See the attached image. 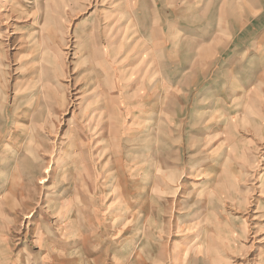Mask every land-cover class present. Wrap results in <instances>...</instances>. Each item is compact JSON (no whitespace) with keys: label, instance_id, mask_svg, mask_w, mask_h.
<instances>
[{"label":"rangeland","instance_id":"374dc122","mask_svg":"<svg viewBox=\"0 0 264 264\" xmlns=\"http://www.w3.org/2000/svg\"><path fill=\"white\" fill-rule=\"evenodd\" d=\"M176 1L0 0V264H264V0Z\"/></svg>","mask_w":264,"mask_h":264},{"label":"crops","instance_id":"0c3cea01","mask_svg":"<svg viewBox=\"0 0 264 264\" xmlns=\"http://www.w3.org/2000/svg\"><path fill=\"white\" fill-rule=\"evenodd\" d=\"M165 1H167V0H165ZM209 1H211V2H209ZM227 1H233V0H177L176 2H174L173 4L174 5L178 4L179 8L178 7L172 8L171 12L174 15L178 14L179 17H180V15L186 16L187 18H189V20L194 21L195 24H197V26L194 27L193 25H195V24H193L192 22H189L190 24L183 25V26L187 27L185 29L182 27L181 22H179L178 20L172 19L171 20V25H172L171 28L173 27L177 33V34H174L173 36L178 37V40H176V41L170 40V44L172 45L174 43V47L172 48L171 51L167 50V52H164L165 54L163 55V60L166 63H169V65H175L176 64V65H180V67H181V65H185L186 63L180 64L179 57L181 55H185V54H183L184 51H182L180 47L183 46V43H187V45L189 46V48L187 50H189V53H192V56L190 57L189 60H192L193 64H194L195 59L197 57L195 50L197 48L199 49V47L202 45H204V46L207 45L210 42V40H211L210 39V36H211L210 31L213 30L214 32H216V29L213 26V23L211 25L208 23H205L203 20V16L208 14L211 11V9L214 10L216 4L218 5V15L220 16L219 5H222L225 2L227 3ZM172 2H173V0H171L170 3H172ZM180 6H181V8H180ZM178 27H179V29H176ZM180 28H182L183 30L185 29V32L182 31ZM239 33H240L239 30L233 31V32L230 31V32H228V35H226V36L228 38H231V36H234V38H235L237 35H239ZM185 34H187V35H185ZM239 40H240V38H239ZM182 41H184V42H182ZM241 41L242 40H240V42ZM231 44H232V42H230V45ZM158 45L159 44L157 41V46ZM157 46L151 45L150 47H151V49L153 48L154 49L153 51L155 52V48H157ZM154 52H151L150 56L155 55ZM143 54H145V53H143ZM157 63H158L159 70H160L159 56L157 57ZM157 83H159V85H161V86L163 84L164 85L171 84L169 86H172L174 84V82L172 80H170L169 78L166 80L162 79L160 81V74L157 76Z\"/></svg>","mask_w":264,"mask_h":264},{"label":"bare ground","instance_id":"6f19581e","mask_svg":"<svg viewBox=\"0 0 264 264\" xmlns=\"http://www.w3.org/2000/svg\"><path fill=\"white\" fill-rule=\"evenodd\" d=\"M42 30V29H41ZM107 73V72H106ZM63 99H64V96H63Z\"/></svg>","mask_w":264,"mask_h":264}]
</instances>
